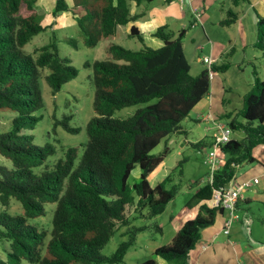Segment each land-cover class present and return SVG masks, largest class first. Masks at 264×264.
<instances>
[{
	"label": "trees",
	"instance_id": "obj_1",
	"mask_svg": "<svg viewBox=\"0 0 264 264\" xmlns=\"http://www.w3.org/2000/svg\"><path fill=\"white\" fill-rule=\"evenodd\" d=\"M36 0H0V109L16 111L11 128L0 131V153L11 160V166L0 164V204L7 207L15 197L23 212L0 211V240L8 241L6 259L0 264H105L120 262L134 242L141 227H130L109 255L100 252L117 227L127 224L126 205L132 204L140 214L164 210L174 196L176 187H166L170 173L155 185L149 173L162 161L168 146L158 153L150 150L166 135L182 131L180 121L209 92V70L190 73L181 38L185 27L175 33L168 25H159L153 32L163 44L153 47L145 43L142 34L132 25L129 35L140 42L136 48L110 41L107 56L85 65L92 68L95 114L86 124L87 140L80 147L67 146L52 164L46 162L56 150L55 143L32 142L31 134L20 133L24 124L33 125L39 116L32 112L42 105L39 77L47 68L45 79L52 93L76 76L77 68L70 58L60 54L57 39L52 37L33 52H24L23 45L33 35L50 24L39 21ZM151 0H55L51 13L56 16L70 11L76 19L84 42L96 45L102 37L114 34L118 24L146 15L142 4ZM246 0H230L238 4ZM131 2L136 9L132 11ZM221 24L236 20L238 12L228 7ZM69 40L75 43V39ZM255 45L264 50V16L257 14ZM226 64L220 66L225 68ZM216 66H212L215 69ZM126 117H115V109L147 101ZM240 115L243 120L238 119ZM70 114L60 123L69 131L78 128L68 122ZM219 118L230 132L240 130V137L229 136L221 144L227 154L221 166L194 191L187 206L197 205L196 213L185 219L167 243L154 248L153 253L174 264H188L189 252L201 239V231L211 225L223 208L207 201L213 188L224 187L235 171L234 164L254 160L252 148L264 143V78L257 76L253 87L242 96V106L236 112L225 110ZM213 142V140H212ZM205 143L203 139L195 145ZM140 167L138 180L129 183L135 164ZM180 164V161L178 162ZM40 167L39 170H35ZM54 202L50 236L46 229L28 219L45 212V203ZM45 248L44 253L42 252ZM135 264H156L148 256ZM169 264V263H167Z\"/></svg>",
	"mask_w": 264,
	"mask_h": 264
},
{
	"label": "rangeland",
	"instance_id": "obj_2",
	"mask_svg": "<svg viewBox=\"0 0 264 264\" xmlns=\"http://www.w3.org/2000/svg\"><path fill=\"white\" fill-rule=\"evenodd\" d=\"M54 1H35L36 10L40 15L39 21L43 24H50V26L33 35L23 45V51L32 53L41 44L50 40L54 33L60 54L70 58L71 63L77 68V74L65 81L59 90L52 93L45 79L48 70L43 68L39 77L42 105L32 112L39 117L33 125L24 124L19 130L20 133L31 134L32 142L35 144H43L47 141L55 143V152L48 156L46 160L49 164H52L61 156L67 146L77 145L81 150L83 143L87 140L86 124L95 114V111L93 108L94 86L91 82L92 68L85 65V61L92 62L96 59L106 58V46L110 42V36H104L96 45L89 46L85 44L84 35L70 11H63L56 16L52 15L51 10ZM160 1L163 0H153L154 3ZM150 2L145 4L148 5ZM248 2L249 0L241 1L234 5L230 0H217L209 9L203 6L197 8L184 6L180 18L175 19L168 25V28L175 33L185 27L181 42L184 54L189 62L190 73L195 75L204 68L209 70L210 95L213 94L216 98V104L219 103L217 98L222 96V104L226 111L234 110L237 112L242 106L243 93L253 87L255 77L264 78V50L255 45L257 40V15L255 9L250 7ZM228 7L236 10L238 15L245 10L242 20L236 21V23L233 21L226 25L216 24L220 14L226 17ZM201 12H203V16L206 12L202 19ZM206 26L209 28L210 33L207 31ZM70 37L75 39V43L69 40ZM118 42L132 48H136L140 44L134 35L121 37ZM211 54L217 55L215 60ZM205 55L211 58L210 63L203 60ZM223 64H226L225 68H220ZM212 66H216V68L212 69ZM207 94L204 95L206 99L204 108L202 107L200 112H196L192 108L180 121L182 131L169 133L150 150L151 153H158L163 150L165 145L168 146V152L157 168L150 172L148 179L151 185H155L170 173V179L165 185L166 187L172 185L176 187L174 196L167 202L164 210L155 215H148L147 208L141 209L144 214H140L137 210L133 212L135 210L134 206L132 204L126 205L125 214L129 216V221L127 224H122L116 228L110 239L102 246L100 252L109 255L116 249L121 240L128 237V234L123 233V231L125 232L133 226L141 228L137 230L136 238L128 247L122 261L105 264H135L148 256L154 257L156 264H174L175 260H165L155 255L153 250L156 246L170 241L175 233L174 229L179 227L189 213L190 207L187 206V202L196 188L207 180L210 173L207 159H209L211 145L205 143L212 142L219 135L217 122L226 121L224 118L220 119L219 116L215 119L197 118L198 115L204 114L208 110L209 97ZM154 100L155 98H152L115 109L112 116L126 117L138 107ZM66 114H70L68 122L71 126L77 127V131H69L60 123H55L57 119ZM15 115V110L10 108L0 109V131L11 128V120ZM237 117L239 120H243L240 115ZM242 134L243 132L238 129L230 132V135L234 137H240ZM199 139H203L205 143L195 145V142ZM219 150L223 153L221 148L218 149V152ZM226 157L227 154L224 155V158ZM179 161L180 164H178ZM0 164L10 167L11 160L0 153ZM39 169L40 167L35 168V170ZM139 174L140 167L136 163L128 177L129 183L138 180ZM54 206V202L47 201L43 214L28 219L29 222L46 229L45 240L50 236ZM243 207L245 209H235V212L238 214L237 219H239L242 228L241 233L244 240H242L241 246L244 248L245 245L251 242L253 237L249 230L250 220H257L258 207L263 208V206L253 204L250 207ZM3 210L10 214H18L23 212V206L15 197H11L10 204L6 208L0 204V211ZM226 212L228 214L227 210ZM245 214L249 218L245 219ZM220 236L218 235L217 239ZM7 245L8 241L0 240V257L4 259H6L5 247ZM193 250H196V247ZM44 251L45 248L42 252L44 253ZM20 264H33V262L23 260Z\"/></svg>",
	"mask_w": 264,
	"mask_h": 264
},
{
	"label": "crops",
	"instance_id": "obj_3",
	"mask_svg": "<svg viewBox=\"0 0 264 264\" xmlns=\"http://www.w3.org/2000/svg\"><path fill=\"white\" fill-rule=\"evenodd\" d=\"M216 1L217 0H193L188 3L186 0H163L154 3L153 0H151L148 5L142 4V8L146 9V15L139 19L128 21L125 24H118L114 34L110 35V41L118 42L119 38L126 37L129 35L130 27L134 25L142 34L145 43L153 47H158L159 44H163V41L158 36H155L153 32L159 25L165 23L169 25L175 19L180 18L184 6H190L192 8L203 6L209 9ZM248 3L250 7L255 9L256 15L260 14L264 16V0H249ZM131 9L132 11L136 9L134 2H131ZM244 14L245 10L238 15L234 23H236V21H241ZM205 15L206 12H204V16ZM204 16L203 12H201V19ZM223 16L224 15L220 14L219 18L216 20V24L222 25L220 20ZM207 31L210 33L208 27ZM210 38L212 39V37ZM211 56L215 60V56L217 55L214 56V54H211ZM217 59L218 57L216 60ZM207 95L209 97L208 110L204 114L198 115L197 118L215 119L219 114L225 111L222 104L223 97L217 98L219 103L216 104V98H214L213 94L210 95V91ZM205 103L206 99L204 96L192 108H194L196 112H200L202 107L204 108ZM252 155L254 156V160L243 161L235 167L234 171V180L236 182L241 183L246 180L250 182L248 186L244 187L242 197L237 200L236 209L244 208L243 206L250 207L253 204L263 206V208L258 207V215L257 217L255 216L257 220H250L251 225L249 230L250 234H253L251 242L245 245L244 248L241 246V242L244 238L241 233L242 228L240 227L239 219L232 222L227 233L223 231V221L227 216V212L223 211L222 214L216 216L211 225L202 229L201 239L195 246L196 250H193V248L189 252L188 264H264V171L262 170L264 168V143L255 145L252 148ZM157 166L155 168H157ZM196 211L197 205L190 207V211L183 221L192 217ZM244 217L245 219L249 218L246 214ZM181 224L182 223H180V225ZM177 229L174 230L176 231ZM218 235H221L219 239H217Z\"/></svg>",
	"mask_w": 264,
	"mask_h": 264
},
{
	"label": "built area",
	"instance_id": "obj_4",
	"mask_svg": "<svg viewBox=\"0 0 264 264\" xmlns=\"http://www.w3.org/2000/svg\"><path fill=\"white\" fill-rule=\"evenodd\" d=\"M193 0H186L190 3ZM203 60L207 63L211 62V58L205 56ZM219 129V135L213 140L209 149V163L210 173L208 179L211 181L215 170H217L223 162V153L218 152L221 144L226 142L230 136V130L224 122H217ZM236 165V164H235ZM264 171V168L262 169ZM250 182L248 180L241 183L234 180V174L229 179L228 183L224 187L213 188L209 204L211 206H219L223 210H227L228 214L223 221V231L227 233L234 219H237L238 214L235 212L237 200L242 197L244 187L248 186Z\"/></svg>",
	"mask_w": 264,
	"mask_h": 264
},
{
	"label": "clouds",
	"instance_id": "obj_5",
	"mask_svg": "<svg viewBox=\"0 0 264 264\" xmlns=\"http://www.w3.org/2000/svg\"><path fill=\"white\" fill-rule=\"evenodd\" d=\"M223 157H224V153H223ZM234 165H235V164H234ZM238 165H239V164H236L235 167L238 166ZM208 176H209V175H208ZM234 176H235V174H234ZM207 179H208V178H207ZM227 183H228V182H227ZM212 191H213V190H212ZM209 199H210V198H209ZM209 199L207 200L208 202H209ZM223 211H226V210H223ZM224 219H225V218H224Z\"/></svg>",
	"mask_w": 264,
	"mask_h": 264
}]
</instances>
